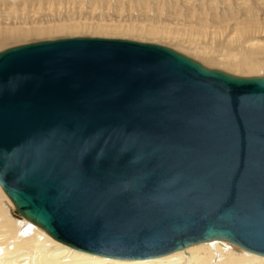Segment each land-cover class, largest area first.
Listing matches in <instances>:
<instances>
[{
  "label": "water",
  "instance_id": "water-1",
  "mask_svg": "<svg viewBox=\"0 0 264 264\" xmlns=\"http://www.w3.org/2000/svg\"><path fill=\"white\" fill-rule=\"evenodd\" d=\"M0 186L82 252L150 259L224 240L264 256V76L127 39L7 48Z\"/></svg>",
  "mask_w": 264,
  "mask_h": 264
},
{
  "label": "bare ground",
  "instance_id": "bare-ground-1",
  "mask_svg": "<svg viewBox=\"0 0 264 264\" xmlns=\"http://www.w3.org/2000/svg\"><path fill=\"white\" fill-rule=\"evenodd\" d=\"M74 5L83 9L89 5L93 10L113 5L118 13L140 10L144 11V17L141 21L131 17L129 23L73 19L52 25L37 22L40 13ZM152 14L158 16V23L153 21ZM183 14L189 23L173 26L159 22L163 15ZM4 23L7 26L0 31V45L10 38L53 31L94 30L101 35L115 32L124 36H151L189 45V51L178 49L205 67L240 77L264 76V0H0V27ZM217 39L223 40L221 49L213 47ZM0 264H264V256L224 240L194 244L150 259L123 260L82 252L17 214L14 203L0 186Z\"/></svg>",
  "mask_w": 264,
  "mask_h": 264
},
{
  "label": "rangeland",
  "instance_id": "rangeland-1",
  "mask_svg": "<svg viewBox=\"0 0 264 264\" xmlns=\"http://www.w3.org/2000/svg\"><path fill=\"white\" fill-rule=\"evenodd\" d=\"M128 1H130V0H128ZM88 6L89 5L84 7V9L80 8L79 6L76 7V5L68 6L69 8L66 9L67 6H65L64 7L65 9L61 8L59 11L57 10L56 12L55 11L54 12H52V11L48 12L47 11L48 12L47 14H46V12H43V13H40L39 15H37V19L41 17L40 19L37 20V22H39L40 24L42 23L44 25H46V24L52 25V24H55L56 21L58 22L59 20L60 21L63 20L64 22H71L73 20H76V21H80V22L84 21V22H88V23L95 22L97 20L98 21L104 20L106 22H111L110 20H115L117 22L118 21L119 22L122 21L124 23L125 22L129 23L131 20H133L131 17L134 18V21H136V20L141 21V20H143V17H144L143 16L144 15V13H143L144 11L140 12V10L139 11H137V10L135 11L134 10L132 12V11L126 9L125 12H122V10H121L120 11L121 13H118L116 8L112 7L113 5L109 6V7L105 6L106 8H103V9L102 8H100V9L94 8V10L92 8H88ZM107 7H108V9H107ZM109 8H111V10ZM79 11H80V13H79ZM131 12H132V14H131ZM137 12H139V13L137 14ZM38 16H40V17H38ZM69 18H71V19H69ZM130 18H131V20H130ZM151 18L153 19L154 22L158 23V16L152 14ZM42 20H44V21H42ZM139 21H137V22L141 23ZM159 22H165V23L171 24L173 26H175L177 24H182V23H189V22H187L186 17H185L184 14L181 15V16H176L175 15V16H172V17H170V16H166L165 17V15H163L162 16V20L159 21ZM31 24L32 23H29L28 26H31ZM190 24H194V23H190ZM6 26L7 25L4 23L3 27L2 26L0 27V31H1V29L3 31V28L4 27L6 28ZM179 26H181V25H179ZM225 26L227 27V29H229L228 25H225ZM122 35H123L122 33L118 34V33H115V32H111L109 34H108V32L107 33L104 32V34L102 33V35H101V33L99 34L98 32L96 34V32L94 30H73V31H66V32H64V31L63 32L53 31V32L45 34V35L32 34V35H28L27 37L23 36L21 38H10L9 40L4 41L3 44L1 43L0 51H3L5 49L13 47V46L24 45V44L33 43V42L47 41V40H57V39H61V38H71V37H102V38L127 39V40L139 41V42H144V43H154V44L164 45V46L170 47V48H172V49H174L176 51H179V49H181V48H182V50H185V51L191 50V47L189 45H187V44L181 45V44H179V42H176V41L175 42L174 41L171 42V41H169L167 39H162V40L159 39L158 40V39H155L154 37H151V36L150 37L149 36H144L145 38L144 37L142 38V37H140L138 35L137 36L136 35H133V36H130V35H125L124 36L123 35L122 36ZM219 39H217V41H214V43H213V47H215L217 49H218V47H220V49H221V45L220 44L223 41V40H220V42H219L218 41ZM156 40H157V42H156ZM179 52H181L183 54L185 53V52H182V51H179ZM185 55L188 56V57H191L192 59H194L196 61H199L198 59H195V57H192L191 55H187V53H185ZM201 64H202V62H201ZM211 69H213V68H211ZM227 73H229V72H227ZM233 75H235V74H233ZM252 77H255V76H252Z\"/></svg>",
  "mask_w": 264,
  "mask_h": 264
}]
</instances>
